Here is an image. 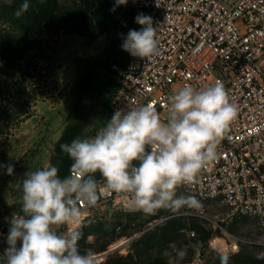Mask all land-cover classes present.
<instances>
[{
	"label": "clouds",
	"instance_id": "1",
	"mask_svg": "<svg viewBox=\"0 0 264 264\" xmlns=\"http://www.w3.org/2000/svg\"><path fill=\"white\" fill-rule=\"evenodd\" d=\"M30 3L21 0L15 15L22 16ZM127 3L114 0L111 11ZM134 19L142 27L122 35L121 48L150 61L159 54V27L143 12ZM165 110L162 116L151 103L118 108L93 135L60 145L71 160L68 174L61 176L55 165L29 169L0 264H96L94 250L79 247V225L106 192L126 194L130 207L144 214L181 208L191 197L178 195V186L193 181L215 159L236 105L223 84L215 82L181 86L167 97ZM0 168L14 172L12 164L0 163ZM162 254L167 264H178L186 249L173 246Z\"/></svg>",
	"mask_w": 264,
	"mask_h": 264
},
{
	"label": "built area",
	"instance_id": "2",
	"mask_svg": "<svg viewBox=\"0 0 264 264\" xmlns=\"http://www.w3.org/2000/svg\"><path fill=\"white\" fill-rule=\"evenodd\" d=\"M139 5L159 27V54L150 61L108 60L117 84L109 118L118 108L148 103L166 116L167 97L181 86L222 83L236 112L215 159L178 186V195L191 198L168 209V217L205 220L214 236L227 240L228 253L239 249L241 239H232L225 226L248 220L264 244V0H139ZM104 124L90 128L88 136ZM130 209L126 194L106 192L84 212L81 224ZM19 213L0 222V253L8 246L9 220Z\"/></svg>",
	"mask_w": 264,
	"mask_h": 264
},
{
	"label": "rangeland",
	"instance_id": "3",
	"mask_svg": "<svg viewBox=\"0 0 264 264\" xmlns=\"http://www.w3.org/2000/svg\"><path fill=\"white\" fill-rule=\"evenodd\" d=\"M60 1L71 9H78L82 3ZM4 4L0 0V36L9 38L14 31L2 16ZM140 12L139 0H128L126 5L116 7L112 26L106 31L66 35L50 27L14 62L0 59V163L14 166L12 175L0 168V219L20 212L21 182L29 169L55 165L62 170L66 153L60 145L70 142L84 126L82 123L71 129L76 102L80 101L76 95L87 76L99 78L100 74L93 70L96 59L81 54L103 39L105 74L111 72V53L112 57L124 55L125 60L132 59L121 48L122 35L142 27L134 19ZM96 80L93 83L98 88ZM169 213L168 209L155 214L118 210L102 221L84 222L79 225V247L93 249L96 264H167L162 253L173 246L186 249L178 264H264V258H257L264 257V244L257 239L251 221L236 220L225 226L232 239H241L239 249L228 253L227 240L214 236L205 220L190 216L169 218ZM121 240L125 244L114 247Z\"/></svg>",
	"mask_w": 264,
	"mask_h": 264
},
{
	"label": "trees",
	"instance_id": "4",
	"mask_svg": "<svg viewBox=\"0 0 264 264\" xmlns=\"http://www.w3.org/2000/svg\"><path fill=\"white\" fill-rule=\"evenodd\" d=\"M78 9L63 5L60 0H31L30 7L22 16L15 15L21 0L3 5V17L13 29V36H0V59L14 62L30 50L39 36L48 28L63 34L85 35L96 30H108L113 23L112 0H81ZM71 160L63 159L59 174L66 173ZM136 264L135 261H133Z\"/></svg>",
	"mask_w": 264,
	"mask_h": 264
},
{
	"label": "crops",
	"instance_id": "5",
	"mask_svg": "<svg viewBox=\"0 0 264 264\" xmlns=\"http://www.w3.org/2000/svg\"><path fill=\"white\" fill-rule=\"evenodd\" d=\"M142 8V7H141ZM143 12L148 15V13L142 8ZM106 42L101 39L93 43L81 56L85 57L89 55L95 60V66L93 70L100 74V77L90 78L86 77L79 87L77 99L80 101L76 102L77 113L75 114V123L72 128L76 125L83 123L84 126L81 127V132L77 136H88V131L90 128L104 124L107 119H109V103L116 91V80L112 72L105 74V67H102V62L106 54ZM85 60V59H84ZM84 60H82L84 62ZM108 60L118 61L121 63H126L129 60L124 59V55L118 57H112V53ZM99 83V87L94 86V81ZM67 155V154H66ZM61 175V174H60Z\"/></svg>",
	"mask_w": 264,
	"mask_h": 264
},
{
	"label": "bare ground",
	"instance_id": "6",
	"mask_svg": "<svg viewBox=\"0 0 264 264\" xmlns=\"http://www.w3.org/2000/svg\"><path fill=\"white\" fill-rule=\"evenodd\" d=\"M125 244V241L124 240H121L117 243H115L114 247H120V246H123ZM101 260H98L97 262H100Z\"/></svg>",
	"mask_w": 264,
	"mask_h": 264
},
{
	"label": "water",
	"instance_id": "7",
	"mask_svg": "<svg viewBox=\"0 0 264 264\" xmlns=\"http://www.w3.org/2000/svg\"><path fill=\"white\" fill-rule=\"evenodd\" d=\"M0 222H1V223H4V219H3V218H2V219H0Z\"/></svg>",
	"mask_w": 264,
	"mask_h": 264
}]
</instances>
